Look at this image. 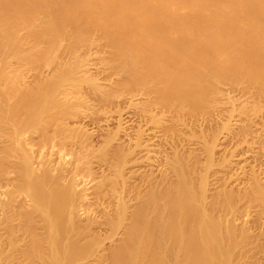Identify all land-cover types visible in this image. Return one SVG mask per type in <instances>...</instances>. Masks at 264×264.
I'll return each instance as SVG.
<instances>
[{
  "label": "bare ground",
  "instance_id": "6f19581e",
  "mask_svg": "<svg viewBox=\"0 0 264 264\" xmlns=\"http://www.w3.org/2000/svg\"><path fill=\"white\" fill-rule=\"evenodd\" d=\"M0 264H264V0H0Z\"/></svg>",
  "mask_w": 264,
  "mask_h": 264
}]
</instances>
